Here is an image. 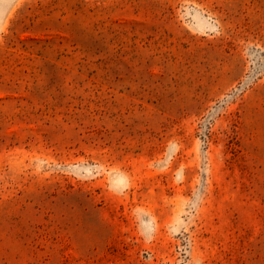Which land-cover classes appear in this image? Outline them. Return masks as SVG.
I'll list each match as a JSON object with an SVG mask.
<instances>
[{
    "label": "rangeland",
    "instance_id": "1",
    "mask_svg": "<svg viewBox=\"0 0 264 264\" xmlns=\"http://www.w3.org/2000/svg\"><path fill=\"white\" fill-rule=\"evenodd\" d=\"M0 264H264V0H0Z\"/></svg>",
    "mask_w": 264,
    "mask_h": 264
}]
</instances>
